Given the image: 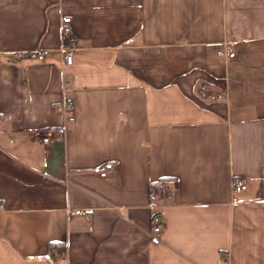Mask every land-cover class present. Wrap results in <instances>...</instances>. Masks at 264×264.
Here are the masks:
<instances>
[{"label": "crops", "instance_id": "0c3cea01", "mask_svg": "<svg viewBox=\"0 0 264 264\" xmlns=\"http://www.w3.org/2000/svg\"><path fill=\"white\" fill-rule=\"evenodd\" d=\"M0 264H264V0L0 2Z\"/></svg>", "mask_w": 264, "mask_h": 264}, {"label": "built area", "instance_id": "2783aa9c", "mask_svg": "<svg viewBox=\"0 0 264 264\" xmlns=\"http://www.w3.org/2000/svg\"><path fill=\"white\" fill-rule=\"evenodd\" d=\"M10 0H0V2H8ZM60 30L62 34V38L65 40L68 38V43L64 44L60 47L61 52L64 54V58L66 63L72 62L73 57V51L77 47V40L73 37H70V32L72 31V25H71V18L69 16H64L61 19V25ZM229 48L228 45L223 46V48L219 49V53L223 50H226ZM31 53H35L36 57L38 59H42L44 55L47 53L46 49H36L33 51L29 50H23V51H15L13 52V56L16 58L23 57V56H29ZM65 86H68V82H65ZM205 85H202V88H204ZM202 95H205V91H202ZM57 112L61 113L63 116L70 117L72 116L74 112V103L72 99H64L60 103H58L55 106ZM41 140L44 142L52 141V140H62L65 138L66 135V129L64 126H61L59 128L53 129V130H46L45 132L41 133ZM113 164L111 162H107L104 165H100L94 168V171L97 172L100 176L105 177L108 175L110 170L112 169ZM246 187V184L244 181H234L232 184V190L233 191H240ZM233 200L235 201L236 198L233 197ZM71 214L75 215H83V216H90L93 212L92 208H71L68 210ZM162 232V224L158 223L152 227V234H151V241L153 243L160 242V234Z\"/></svg>", "mask_w": 264, "mask_h": 264}, {"label": "trees", "instance_id": "16d2710c", "mask_svg": "<svg viewBox=\"0 0 264 264\" xmlns=\"http://www.w3.org/2000/svg\"><path fill=\"white\" fill-rule=\"evenodd\" d=\"M66 40H68V38ZM174 182L176 183V180L173 177H161L157 180L151 181L148 185V193L150 200L153 201L155 199L161 198L168 190L170 184H174ZM56 253L64 255V244L50 242L48 245V255L52 260H54L53 258H55Z\"/></svg>", "mask_w": 264, "mask_h": 264}]
</instances>
